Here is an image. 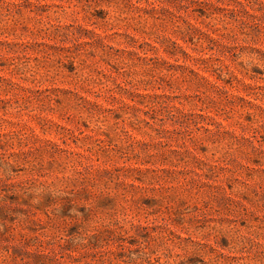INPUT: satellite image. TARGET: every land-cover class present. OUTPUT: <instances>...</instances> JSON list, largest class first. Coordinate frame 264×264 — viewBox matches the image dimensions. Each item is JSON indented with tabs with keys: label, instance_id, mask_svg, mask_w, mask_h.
<instances>
[{
	"label": "rangeland",
	"instance_id": "1",
	"mask_svg": "<svg viewBox=\"0 0 264 264\" xmlns=\"http://www.w3.org/2000/svg\"><path fill=\"white\" fill-rule=\"evenodd\" d=\"M0 264H264V0H0Z\"/></svg>",
	"mask_w": 264,
	"mask_h": 264
}]
</instances>
